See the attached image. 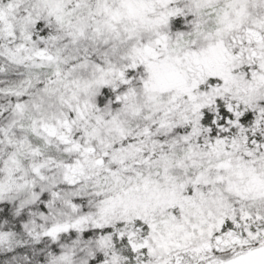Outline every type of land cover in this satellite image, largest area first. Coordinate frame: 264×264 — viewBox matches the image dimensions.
<instances>
[{
	"label": "snow or ice",
	"instance_id": "6c2138e0",
	"mask_svg": "<svg viewBox=\"0 0 264 264\" xmlns=\"http://www.w3.org/2000/svg\"><path fill=\"white\" fill-rule=\"evenodd\" d=\"M0 264H264V0H0Z\"/></svg>",
	"mask_w": 264,
	"mask_h": 264
}]
</instances>
